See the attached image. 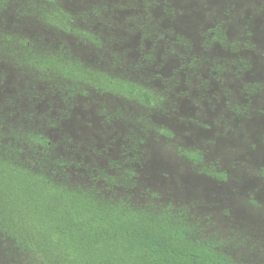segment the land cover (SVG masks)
I'll use <instances>...</instances> for the list:
<instances>
[{
    "label": "rangeland",
    "instance_id": "obj_1",
    "mask_svg": "<svg viewBox=\"0 0 264 264\" xmlns=\"http://www.w3.org/2000/svg\"><path fill=\"white\" fill-rule=\"evenodd\" d=\"M56 1L98 44L47 27L36 0H3L0 131L43 134L45 161L64 163L73 185L133 171V187L117 194L181 208L235 262L264 264V0ZM5 37L134 82L158 105L88 88L68 95L22 64ZM182 150L198 151L224 180ZM0 264H29L1 234Z\"/></svg>",
    "mask_w": 264,
    "mask_h": 264
},
{
    "label": "trees",
    "instance_id": "obj_2",
    "mask_svg": "<svg viewBox=\"0 0 264 264\" xmlns=\"http://www.w3.org/2000/svg\"><path fill=\"white\" fill-rule=\"evenodd\" d=\"M36 2L47 27L98 44L94 35L74 25L56 0ZM4 40L8 48L17 45L19 61L38 78L68 95L88 88L146 109L158 105L153 91L134 82L61 53L37 52L27 40ZM49 148L41 133L10 131L5 136L0 131V234L29 264H242L223 253L217 242L202 238L183 209L139 205L117 194L116 188L133 187V171L98 172L90 185H73L62 170L64 163L45 161ZM181 156L200 173L224 180L222 173L203 166L198 151L182 150Z\"/></svg>",
    "mask_w": 264,
    "mask_h": 264
}]
</instances>
